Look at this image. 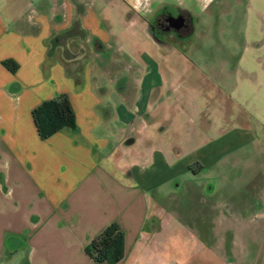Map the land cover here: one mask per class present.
Listing matches in <instances>:
<instances>
[{
  "label": "crops",
  "instance_id": "crops-1",
  "mask_svg": "<svg viewBox=\"0 0 264 264\" xmlns=\"http://www.w3.org/2000/svg\"><path fill=\"white\" fill-rule=\"evenodd\" d=\"M147 4L178 6L155 17L176 27L143 30L139 39L154 47L141 44L135 54L105 62L107 74L100 68L94 75L89 63L69 73L50 58L53 32L69 26L75 5L0 0V264H107L85 248L110 223L124 234L123 257L113 264H163L154 227L168 214L161 202L167 183L192 181V171L212 183L207 195L215 198L228 192L230 179L264 181V164L260 174L230 176L245 165V151L264 150V0ZM212 4L215 12L202 19ZM83 5L75 20L92 39L103 45L117 37ZM100 5L132 9L129 0ZM152 13L141 18L152 22ZM220 26L227 31L211 29ZM194 37L222 43L203 51L200 64L189 58ZM60 93L69 98L75 128L41 139L32 110ZM218 254L210 261L219 262Z\"/></svg>",
  "mask_w": 264,
  "mask_h": 264
},
{
  "label": "rangeland",
  "instance_id": "rangeland-1",
  "mask_svg": "<svg viewBox=\"0 0 264 264\" xmlns=\"http://www.w3.org/2000/svg\"><path fill=\"white\" fill-rule=\"evenodd\" d=\"M66 1L76 6L74 11L76 14L67 28L53 32L50 58L61 59L69 73H74L85 63H89L94 69V75L99 73L100 68L101 74H107L108 70H103L105 62L120 60L121 54L127 51L135 54L142 47L141 44L143 47L147 45L149 48L154 47L155 44H152L150 39H139L144 35L143 30L152 31L161 27L172 30L177 25L175 23L167 26L168 23L162 21V16L159 17V21L155 19L164 10L168 14H175L179 10L176 5L141 4L140 11L133 6L131 9L124 5L112 11L101 6L100 0H84L87 5L95 8L99 17L104 20L108 35H117L111 42L107 44L104 42L102 45L92 39L90 32L75 20L77 14L83 10V0H60L61 4ZM214 8L215 4H212L207 13H202L200 17L204 19L206 14L215 12ZM62 9L59 7L58 10L62 13ZM152 9L153 13L148 18L155 19L154 21L147 22L141 18V15H146ZM237 14L241 15V12ZM221 26L211 29L218 34L227 31L226 27L220 29ZM189 28L186 23L184 29ZM173 40L165 44L170 45ZM221 40L192 38L195 50L189 56L190 60L202 64L201 58L206 57L203 51L218 45ZM104 48L106 52L105 56H102L100 52ZM246 152L245 165L230 169V176L237 173L244 176L253 172L255 175L260 174L258 172L264 164V150L259 154L255 151ZM258 162H261L260 165ZM191 168L195 167H190V170ZM189 174L194 180L185 181L187 178L184 177L182 180L181 177L180 181L176 179L165 185L169 196L161 202L164 209L168 210V214L160 215L154 227L158 236L163 239V243L158 247L160 254L163 255V264H264V181L254 179L252 182H242L230 179L227 183L228 192L212 198L207 195V187L212 183L204 181L203 175H194L192 171H189ZM241 185L246 191L243 195H236L234 190ZM257 186L260 187L258 195L253 190H256ZM216 253H219L221 258L219 262L213 263L209 257Z\"/></svg>",
  "mask_w": 264,
  "mask_h": 264
},
{
  "label": "trees",
  "instance_id": "trees-1",
  "mask_svg": "<svg viewBox=\"0 0 264 264\" xmlns=\"http://www.w3.org/2000/svg\"><path fill=\"white\" fill-rule=\"evenodd\" d=\"M2 64L8 70L15 71L16 64L12 60H4ZM32 118L41 139L61 129L75 128L74 112L65 93L41 102L32 110ZM123 239L120 227L110 223L93 237L85 250L95 262L113 264L123 257Z\"/></svg>",
  "mask_w": 264,
  "mask_h": 264
},
{
  "label": "clouds",
  "instance_id": "clouds-1",
  "mask_svg": "<svg viewBox=\"0 0 264 264\" xmlns=\"http://www.w3.org/2000/svg\"><path fill=\"white\" fill-rule=\"evenodd\" d=\"M149 0H129V3L132 4L134 8H136L137 11L141 10V4H147ZM208 3L211 2V0H207Z\"/></svg>",
  "mask_w": 264,
  "mask_h": 264
}]
</instances>
